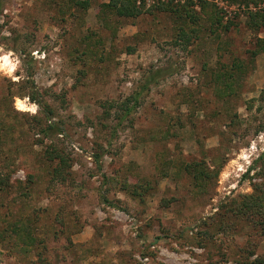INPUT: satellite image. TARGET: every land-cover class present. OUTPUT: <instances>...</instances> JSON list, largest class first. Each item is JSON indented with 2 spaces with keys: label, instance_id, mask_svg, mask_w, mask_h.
Wrapping results in <instances>:
<instances>
[{
  "label": "rangeland",
  "instance_id": "rangeland-1",
  "mask_svg": "<svg viewBox=\"0 0 264 264\" xmlns=\"http://www.w3.org/2000/svg\"><path fill=\"white\" fill-rule=\"evenodd\" d=\"M108 3L0 0V264H264V0Z\"/></svg>",
  "mask_w": 264,
  "mask_h": 264
},
{
  "label": "trees",
  "instance_id": "trees-1",
  "mask_svg": "<svg viewBox=\"0 0 264 264\" xmlns=\"http://www.w3.org/2000/svg\"><path fill=\"white\" fill-rule=\"evenodd\" d=\"M138 3L139 5H137ZM144 8V0H109V3L103 6V9L107 11L108 14L123 19H136L145 12H151V10L145 11ZM46 124L47 125L44 129V135L50 133L52 136L54 135L59 138H66L64 130L58 125L53 124L50 114H47L46 116ZM48 141L49 146L45 148L44 155L48 161L56 162V166L52 170V179L50 182L65 184L66 177L70 175L71 170V165L67 159L66 150L59 148V146L54 144V142H52L53 140L50 138ZM97 163L98 162L96 161L95 165L98 166Z\"/></svg>",
  "mask_w": 264,
  "mask_h": 264
},
{
  "label": "bare ground",
  "instance_id": "bare-ground-1",
  "mask_svg": "<svg viewBox=\"0 0 264 264\" xmlns=\"http://www.w3.org/2000/svg\"><path fill=\"white\" fill-rule=\"evenodd\" d=\"M2 63V62H1ZM4 63V62H3ZM8 63V62H7ZM7 67V66H6ZM9 68V67H8ZM4 71V70H3Z\"/></svg>",
  "mask_w": 264,
  "mask_h": 264
}]
</instances>
